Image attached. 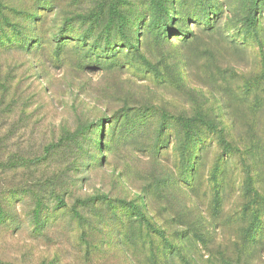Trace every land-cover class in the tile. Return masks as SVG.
<instances>
[{"label":"rangeland","instance_id":"374dc122","mask_svg":"<svg viewBox=\"0 0 264 264\" xmlns=\"http://www.w3.org/2000/svg\"><path fill=\"white\" fill-rule=\"evenodd\" d=\"M0 264H264V0H0Z\"/></svg>","mask_w":264,"mask_h":264}]
</instances>
